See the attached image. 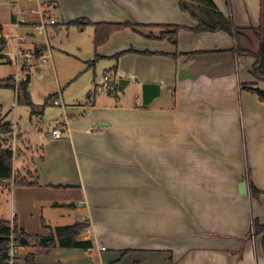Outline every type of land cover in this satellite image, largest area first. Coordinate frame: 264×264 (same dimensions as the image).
I'll return each instance as SVG.
<instances>
[{"label": "crops", "instance_id": "crops-1", "mask_svg": "<svg viewBox=\"0 0 264 264\" xmlns=\"http://www.w3.org/2000/svg\"><path fill=\"white\" fill-rule=\"evenodd\" d=\"M212 1L236 28L259 26L260 0ZM47 4L62 23L40 33L33 11ZM78 20L136 27L114 32L96 49L95 27L72 24ZM65 24L79 31L68 53L81 64L71 82L92 67L93 76L69 104L62 93L43 105L31 98L43 110L30 161L21 129L2 122L18 131L15 173L37 172L40 185L5 182L0 194L8 195L9 214L0 221L34 237L86 223L77 239L94 246L20 248L17 264H26L28 255L36 264H264V235L243 242L253 219L264 225V103L248 90H264L251 73L255 59L238 56L225 31H198L179 0H0V64H16L7 78L20 72L19 53L37 63L51 60L55 68L50 41ZM168 26L183 29L163 37ZM88 28L92 47L81 36ZM98 70L105 71L104 83L110 77L107 93L97 91ZM120 79L128 82L119 93ZM31 80L30 74L29 87ZM144 84L160 86L149 105ZM14 93L18 101V89ZM46 105L64 112L50 130L42 121ZM244 178L246 196L239 193ZM252 186L259 197H252Z\"/></svg>", "mask_w": 264, "mask_h": 264}, {"label": "trees", "instance_id": "trees-1", "mask_svg": "<svg viewBox=\"0 0 264 264\" xmlns=\"http://www.w3.org/2000/svg\"><path fill=\"white\" fill-rule=\"evenodd\" d=\"M180 8L190 14V16L198 22V31L203 32H218L225 31L234 37L236 45L235 51L238 56H250L255 59V64L252 68V75L254 78L264 83V0H260V24L258 27L250 28H236L230 17H225L216 7L212 0H179ZM73 25L79 28L83 25H92L95 27L94 46L99 48L106 44L110 36L117 31L125 28H134L136 25L130 22L121 24L98 23L93 24L89 21L78 20ZM167 30L163 37L172 34L177 36L182 27H165ZM171 30H173L171 32ZM1 33V29H0ZM4 40L0 48V61L4 60L3 55ZM118 57V56H117ZM93 63V62H92ZM27 73L25 81L19 83L18 87V101H24L31 109L35 110V105L31 101L28 90L30 82V69H24ZM17 89L15 78H7L0 80V89ZM248 90L259 97V100L264 103V90L260 88H248ZM115 91V90H114ZM47 104V100H46ZM12 132V126L8 123L0 124V187L5 182L12 181L16 187H35L39 186L38 173L27 172L25 176L14 171L15 153L11 149L4 147V140L6 135ZM2 136H4L2 138ZM18 157L19 155L16 154ZM252 197H259L261 192L255 187H251ZM89 227L86 223H76L72 226L56 228L48 237H34L29 236L23 231H19L16 225L8 221H0V264H10L9 251L10 244L13 240L18 244V248L38 247L47 250H52L56 247L69 249H82L89 251L94 244L91 240L79 241L77 238ZM264 235V225L259 220L254 219L252 227L248 234L243 238L246 244L252 237ZM262 246L264 250V236L262 239ZM241 252V251H240ZM26 264H36L35 256L28 255L25 258Z\"/></svg>", "mask_w": 264, "mask_h": 264}, {"label": "rangeland", "instance_id": "rangeland-1", "mask_svg": "<svg viewBox=\"0 0 264 264\" xmlns=\"http://www.w3.org/2000/svg\"><path fill=\"white\" fill-rule=\"evenodd\" d=\"M17 1V0H16ZM23 7L24 5L20 3ZM11 10L16 12V8L10 7ZM56 8L52 10V19H55L56 23H62L59 15L54 12ZM11 12V11H10ZM61 30L59 35H56L55 38L50 41V44L55 48L53 54L55 57V68H53L52 61L49 60L47 64L43 61H37L34 59H28L27 66L30 67V74L32 77L30 83V93L31 98L34 103L43 105L45 99L50 95H53V99H56L59 95L64 94L66 98V104L68 103V98L74 100L78 96L80 87L82 83H84L87 77L93 76V67L89 69V74L84 72L81 74L77 81L71 82V78H73V74H75L81 64L72 56H69L68 53L71 50V44L75 42L74 36L79 33L78 29L73 28L72 26L61 25ZM92 31L90 28L86 29L85 33L82 34V37H86L89 43V46L92 47ZM93 63L90 62L91 66ZM24 65V58H20L18 62V69L20 70L18 74V78L22 79L26 76L23 72L22 67ZM16 64H0V79H5L9 77L12 72H15ZM105 71L98 70L96 71V82H97V91L99 93H107V89H102L103 86V78ZM73 80V79H72ZM59 85L62 87L59 88ZM85 88V87H84ZM61 89V90H60ZM84 90V89H82ZM96 88L93 89V91ZM120 93V92H119ZM74 94V95H73ZM73 95V96H72ZM122 97V94H119ZM127 95V94H126ZM60 97V96H59ZM72 97V98H71ZM126 101H130L128 96H125ZM141 100V98H140ZM21 102V103H20ZM74 102V101H72ZM133 102V99H132ZM45 115L43 116L44 127L47 130H50L55 125V120H61L63 117V109L61 107H54L51 105L44 106ZM31 109L24 101H17L15 97L14 90L1 88L0 89V124L5 120V122L13 124L16 128L19 127L21 129V133L23 134V141L26 142V145L29 146L30 154L26 157L27 161H30V156L36 155V148L39 146L40 135L38 133V113L40 110ZM68 112H71V109L68 108ZM73 111V110H72ZM18 131L12 129V132L6 135V140H4L3 144L5 148L8 146H13L14 153L20 156L19 148L17 145L18 139ZM43 135V132H41ZM4 136H2L3 138ZM1 139V135H0ZM15 141V143L13 142ZM21 149H23L22 143L20 144ZM21 151V150H20ZM8 195L6 193L0 194V220H3L5 216L9 214V206H8ZM254 220V219H253ZM252 220V222H253ZM252 227V223L250 224V228ZM257 236L252 237L249 241L252 243L255 241ZM19 257V254H18ZM18 259V258H17Z\"/></svg>", "mask_w": 264, "mask_h": 264}, {"label": "built area", "instance_id": "built-area-1", "mask_svg": "<svg viewBox=\"0 0 264 264\" xmlns=\"http://www.w3.org/2000/svg\"><path fill=\"white\" fill-rule=\"evenodd\" d=\"M54 9L53 5H40L35 11H33V14H35L38 17V23L34 26L35 31L43 33L46 29V27L48 26H54L56 24L55 19H52V10ZM24 39V37L19 36L18 37V41H22ZM4 40V35L1 32L0 33V48L2 47V41ZM20 51V50H19ZM21 52V51H20ZM19 53L18 54V58L19 57H23L24 58V65H23V72L26 74L25 77H23L22 79H19L18 76H16L15 81L18 84L17 85V89L19 87V83H21L22 81L26 80L27 77V73L24 71V69H30V67L27 66L28 63V55L27 54H22ZM111 80L110 77H105V83L102 86L103 89H108L111 87ZM53 136L56 139H59L62 137V132L57 129L55 131H53ZM7 149H11L14 152V148L13 146H8ZM19 248H18V244L13 240L11 241L10 244V251H9V258H10V264H17V258H18V254H19Z\"/></svg>", "mask_w": 264, "mask_h": 264}, {"label": "water", "instance_id": "water-1", "mask_svg": "<svg viewBox=\"0 0 264 264\" xmlns=\"http://www.w3.org/2000/svg\"><path fill=\"white\" fill-rule=\"evenodd\" d=\"M128 81L120 79L118 81V90L122 92ZM143 104L149 105L156 97L160 95V86L156 84H144L142 86ZM248 184L246 178H244L239 184L240 195H248Z\"/></svg>", "mask_w": 264, "mask_h": 264}]
</instances>
